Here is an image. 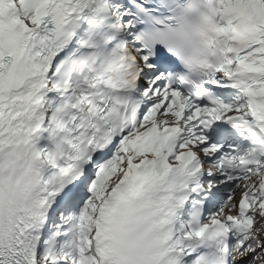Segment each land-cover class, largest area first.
Listing matches in <instances>:
<instances>
[{
	"label": "snow or ice",
	"instance_id": "1",
	"mask_svg": "<svg viewBox=\"0 0 264 264\" xmlns=\"http://www.w3.org/2000/svg\"><path fill=\"white\" fill-rule=\"evenodd\" d=\"M137 2L0 0V264H264V0L196 82Z\"/></svg>",
	"mask_w": 264,
	"mask_h": 264
}]
</instances>
